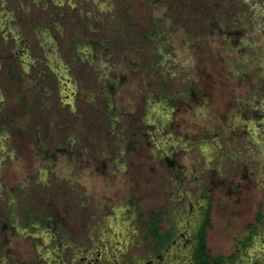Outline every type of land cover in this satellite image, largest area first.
<instances>
[{"label":"rangeland","instance_id":"1","mask_svg":"<svg viewBox=\"0 0 264 264\" xmlns=\"http://www.w3.org/2000/svg\"><path fill=\"white\" fill-rule=\"evenodd\" d=\"M202 194L213 258L264 247V0H0V264H48L27 215L67 264H162Z\"/></svg>","mask_w":264,"mask_h":264},{"label":"flooded vegetation","instance_id":"2","mask_svg":"<svg viewBox=\"0 0 264 264\" xmlns=\"http://www.w3.org/2000/svg\"><path fill=\"white\" fill-rule=\"evenodd\" d=\"M208 186L205 183L204 190L207 192L210 190ZM205 197V194L199 197V203L196 205L198 207L194 205L190 208L181 209L180 213L185 212L184 216H178L176 219L171 220L168 219L172 223L170 229L164 228V226L161 227L163 219L160 218L161 220L158 225L163 243L159 247H162L163 250L159 260L162 264H215L216 261H220L222 264H246L247 258L244 255L247 253L249 254L257 250L260 255L264 254V247L260 246L258 248L257 245H254V240L257 238L259 232L256 234V228L251 226V233L243 238L241 242L242 247L237 249L235 259L221 256L213 258L207 246V232L212 226L213 206L210 199L206 198L204 201H201ZM258 218L260 219L261 216ZM154 222V219L151 220L149 229H151ZM176 222L180 224L178 227L182 225L186 227L179 234H177L178 227ZM170 254L176 256L177 262L171 263L167 260V256ZM259 258L262 257L260 256ZM183 261L185 263H182Z\"/></svg>","mask_w":264,"mask_h":264},{"label":"trees","instance_id":"3","mask_svg":"<svg viewBox=\"0 0 264 264\" xmlns=\"http://www.w3.org/2000/svg\"><path fill=\"white\" fill-rule=\"evenodd\" d=\"M25 221L22 224V228H23V232H27L28 235L33 236L34 238H40L41 240H43L44 243H51L52 240H54V242H56V246L54 248H50L47 249L44 253V260L47 261L48 264H67L63 258V248L64 246H67L65 244L66 241H62L59 240L58 237H56L54 239V237L56 236V234L52 233L51 231V222L47 221L45 224L46 226L42 227L41 226V221H37L36 218L34 217H30V216H26L25 217ZM34 218L33 221H31V219ZM161 219L157 216L156 218H154V223L152 224L151 229L149 230L150 235H152L154 238H156V243L159 247L160 244H162V240H161V234H160V227L158 225L159 221ZM205 229V227H204ZM122 245L119 247V250H121ZM126 249V248H125ZM118 250V251H119ZM83 260H86V257L83 258ZM127 263V262H126ZM129 263V262H128ZM215 264H222L220 263V261H216Z\"/></svg>","mask_w":264,"mask_h":264}]
</instances>
